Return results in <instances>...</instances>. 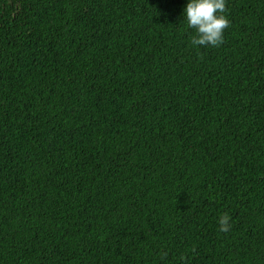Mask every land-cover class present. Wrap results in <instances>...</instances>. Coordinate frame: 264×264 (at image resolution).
I'll use <instances>...</instances> for the list:
<instances>
[{
    "label": "trees",
    "instance_id": "16d2710c",
    "mask_svg": "<svg viewBox=\"0 0 264 264\" xmlns=\"http://www.w3.org/2000/svg\"><path fill=\"white\" fill-rule=\"evenodd\" d=\"M189 2L0 0V264H264V0Z\"/></svg>",
    "mask_w": 264,
    "mask_h": 264
},
{
    "label": "clouds",
    "instance_id": "9594fccd",
    "mask_svg": "<svg viewBox=\"0 0 264 264\" xmlns=\"http://www.w3.org/2000/svg\"><path fill=\"white\" fill-rule=\"evenodd\" d=\"M226 12V0H190L184 13L188 26L195 30V35L191 37L192 45L204 47L222 45L225 30L231 27ZM230 219L228 213L220 216L218 223L221 232L227 233L230 230ZM166 255L167 253H164L165 257Z\"/></svg>",
    "mask_w": 264,
    "mask_h": 264
}]
</instances>
